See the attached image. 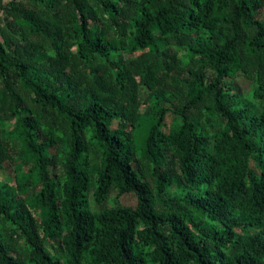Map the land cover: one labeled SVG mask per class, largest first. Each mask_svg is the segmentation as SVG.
<instances>
[{
  "label": "trees",
  "instance_id": "trees-1",
  "mask_svg": "<svg viewBox=\"0 0 264 264\" xmlns=\"http://www.w3.org/2000/svg\"><path fill=\"white\" fill-rule=\"evenodd\" d=\"M0 264H264V0H0Z\"/></svg>",
  "mask_w": 264,
  "mask_h": 264
},
{
  "label": "rangeland",
  "instance_id": "rangeland-1",
  "mask_svg": "<svg viewBox=\"0 0 264 264\" xmlns=\"http://www.w3.org/2000/svg\"><path fill=\"white\" fill-rule=\"evenodd\" d=\"M237 81L241 87V90L243 93H245V96H251V91H252V84L250 80L244 78L243 76L239 75L237 78ZM121 202L124 204H129V205H135L136 204V197L131 194H125L121 197Z\"/></svg>",
  "mask_w": 264,
  "mask_h": 264
}]
</instances>
